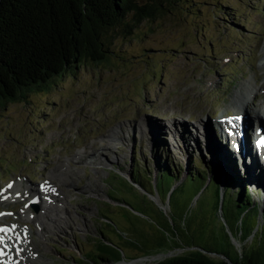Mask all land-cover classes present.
Instances as JSON below:
<instances>
[{"label": "rangeland", "instance_id": "rangeland-1", "mask_svg": "<svg viewBox=\"0 0 264 264\" xmlns=\"http://www.w3.org/2000/svg\"><path fill=\"white\" fill-rule=\"evenodd\" d=\"M189 1V7L185 4L158 20L141 23L128 38L116 35L109 62L84 66L75 76L68 73L48 91L31 93L25 101L0 110V214L7 213L0 225L8 227L13 214L26 207L38 219L19 221L16 227L32 238L36 256L46 264H91L96 229H103L125 250L123 260L115 264L133 260L138 261L131 264H154L147 257L155 253L164 257L183 253L164 243L144 256L123 244L165 238L160 208L169 215L162 202L150 203L117 175L124 174L118 166L127 160L132 163L134 140L163 136L171 143L185 138L214 142L221 166H226L229 151L238 156L214 119L229 99L227 91L239 83L248 86L246 81L252 82L255 74L258 83L251 89L259 91L257 96L264 94L259 86L264 0ZM224 111L227 114L228 109ZM210 131L217 132L218 142ZM183 146L182 142L174 145L179 149L169 148L180 154ZM250 148L254 151L253 145ZM189 149L194 150L193 159L208 166L206 152L196 145ZM184 155L176 161L181 167ZM259 164V169L251 164L256 175L260 169L264 172V164ZM153 183L148 181L143 188L149 194H156ZM158 188L161 193V182ZM214 188L212 184L209 192ZM4 192L22 198L4 206ZM118 198L128 207L119 206L122 203L114 200ZM215 228L216 224L209 226L205 233ZM191 234L196 237L194 231ZM203 236L208 245L230 251L226 243L221 246L218 230L212 231L217 240ZM231 242L239 253V243Z\"/></svg>", "mask_w": 264, "mask_h": 264}, {"label": "trees", "instance_id": "trees-1", "mask_svg": "<svg viewBox=\"0 0 264 264\" xmlns=\"http://www.w3.org/2000/svg\"><path fill=\"white\" fill-rule=\"evenodd\" d=\"M189 3V0H0V110L25 101L31 93L48 91L57 78L68 73L75 76L84 66L109 62L116 35L128 38L141 23L158 20L185 4L189 7ZM216 136L213 141L218 142ZM133 142L132 163L127 160L118 166L120 172L141 188L153 181L162 205L169 212V220L160 215L164 226L161 232L173 236L177 243L173 247L183 245L198 250L159 264H264L261 169L256 175L252 162L247 163L245 156H235L229 150L227 164L221 166L222 157L214 142H192L185 138L180 154L169 146L179 149L174 145L182 142L171 143L163 136ZM194 145L206 152L207 167L192 158L194 150L189 148ZM183 153L185 166L181 167L176 161ZM212 184L215 188L210 193ZM114 200L128 205L119 198ZM215 224L212 231L221 233V246L226 243L229 252L205 242L203 234L217 240L211 230L205 233L206 228ZM102 230L96 229L97 237L93 238L94 248L88 260L91 264L121 262L125 250ZM191 231L196 233L195 238ZM195 240L202 241V245H196ZM231 240L239 243V253ZM146 242L137 246L124 240L123 244L147 256L167 243L165 238L154 237Z\"/></svg>", "mask_w": 264, "mask_h": 264}, {"label": "bare ground", "instance_id": "bare-ground-1", "mask_svg": "<svg viewBox=\"0 0 264 264\" xmlns=\"http://www.w3.org/2000/svg\"><path fill=\"white\" fill-rule=\"evenodd\" d=\"M259 43L261 44L259 52L262 55L261 59L263 60V64L260 66V70L262 72L260 80H262V83L260 82L261 85L259 84V86L260 90H264L263 35L259 36ZM246 82H249L248 86L247 84L239 83V87L237 89H235L234 91H232V89L227 91L228 94L230 93L229 99L227 100L224 108L221 109L219 113L220 116L218 115V117L214 119V126L217 128V130L224 134L226 140H228L229 143L231 142V138L234 140L232 145L236 147L239 153L244 151V144L246 145V142H248L250 136H252L253 138H251L253 139V150H259V152L257 153L261 154V158L259 157V163L264 164V155H262L264 154V146L258 149V147L254 144L262 135V132L258 131V128L262 126L264 128V94H260L257 96L259 91H252L251 89L253 85L258 83V77L256 74L253 76L252 82ZM232 94H234V96L231 100ZM230 101L232 108H230ZM225 109H228L227 114L226 111H224ZM234 111L235 113L233 114ZM231 114L235 115V117H233ZM244 116H246L247 118L249 117V122ZM240 132H242V136ZM216 149L217 148H215V150ZM12 189L14 190V187H12ZM3 196H6L4 206L9 205L10 203H19L20 199L22 198L19 193L16 195H12L10 192H4ZM46 209L50 208H45L44 211L45 213L49 212ZM6 214V212L0 214V219L7 218ZM13 216L15 217V219L9 221V225H7L8 228L6 229V231L0 232V264H46L40 259L39 255L36 256L35 243L32 242V238L16 227L19 221L36 222L38 218L33 217L26 207L20 209L19 211H17V213H14ZM4 226L0 225V227L5 229Z\"/></svg>", "mask_w": 264, "mask_h": 264}, {"label": "water", "instance_id": "water-1", "mask_svg": "<svg viewBox=\"0 0 264 264\" xmlns=\"http://www.w3.org/2000/svg\"><path fill=\"white\" fill-rule=\"evenodd\" d=\"M121 176V178L126 182H129L132 186L131 187H133L134 189H136L137 191H139L142 195H144V196H146V198L148 199V201L150 202V203H159V202H161V201H159L160 199H159V197H158V194H157V189H156V186H154V188H155V190H156V194H149V193H147L143 188H141V187H139L137 184H135L133 181H132V179L128 176V175H126V174H120ZM154 185H155V183H153ZM158 199V200H157ZM166 204L168 203V201H166L165 202ZM119 206H126V205H123V204H121V205H119ZM126 207H128V206H126ZM160 208V207H159ZM161 209V212L160 213H162L163 214V216L167 219V220H169V217L166 215V210L164 209V208H160ZM165 239H166V241H167V244H169V242L171 243L170 245L172 246V248H173V250H180V251H182L183 253L181 254V255H175V256H166V257H164L163 256V253H155L156 255H153L152 257H151V259H150V257H147V262H152V263H154V264H159V263H162V262H165L166 260H169V259H171V258H174V257H177V256H184L186 253H192V251H198L197 249H194V248H190V247H186V246H183V245H178V246H175V247H173V245L172 244H174V245H176L177 243H176V241L173 239V236H169L168 235V233H166L165 234ZM171 239H172V241H171ZM173 241H175V242H173ZM158 249L156 248V250H155V252L157 251ZM200 251V250H199ZM169 252V251H168ZM202 252V251H201ZM159 254H161V255H159ZM152 255V254H151ZM151 255H147V256H151ZM136 261H138V260H133L131 263H135ZM131 263H127V264H131Z\"/></svg>", "mask_w": 264, "mask_h": 264}, {"label": "snow or ice", "instance_id": "snow-or-ice-1", "mask_svg": "<svg viewBox=\"0 0 264 264\" xmlns=\"http://www.w3.org/2000/svg\"><path fill=\"white\" fill-rule=\"evenodd\" d=\"M258 146H264V139H261V140L258 142ZM0 231H6V229H0Z\"/></svg>", "mask_w": 264, "mask_h": 264}]
</instances>
